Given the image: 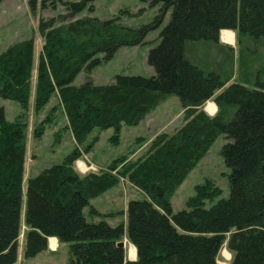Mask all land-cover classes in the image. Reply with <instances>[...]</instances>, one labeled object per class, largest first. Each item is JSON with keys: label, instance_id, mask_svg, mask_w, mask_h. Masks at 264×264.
<instances>
[{"label": "trees", "instance_id": "trees-1", "mask_svg": "<svg viewBox=\"0 0 264 264\" xmlns=\"http://www.w3.org/2000/svg\"><path fill=\"white\" fill-rule=\"evenodd\" d=\"M95 1H64L65 15L41 18L29 37L0 51V98L23 110L32 104L36 114L54 100L76 143L61 163L24 180L27 112L8 121L0 107V264L18 262L21 235L26 259L55 238L68 244L67 264H218L223 247L230 264H264V0H140L157 15L138 27L118 17H78ZM156 31L147 56L153 76L92 83L93 69L121 48L150 43ZM224 31L235 35L234 48L220 42ZM81 72L85 80L76 85ZM169 97L183 109L177 129L157 135L135 161L80 173L76 162L90 145L78 147L94 130L111 129L116 140ZM210 101L213 116L204 111ZM46 122L33 128L34 139ZM220 136L227 195L208 179L173 212L174 193ZM118 162V175L144 198L129 201L124 221L110 226L90 202L117 184L110 170ZM124 238L134 261L117 246Z\"/></svg>", "mask_w": 264, "mask_h": 264}, {"label": "rangeland", "instance_id": "rangeland-1", "mask_svg": "<svg viewBox=\"0 0 264 264\" xmlns=\"http://www.w3.org/2000/svg\"><path fill=\"white\" fill-rule=\"evenodd\" d=\"M31 1L32 4L30 3ZM64 1L66 0H5L0 3V51L17 40L29 37L36 29L41 18L47 20L65 15L66 10L62 4ZM87 15L100 20L118 17L122 24L138 27L151 22L157 15V8L151 9L140 0H96L93 3L92 12L85 10L78 17ZM166 23L167 21L163 25ZM157 34L158 31L150 33L146 38V41L150 43L144 46L119 49L111 60L100 64L92 70L89 74L92 83L96 85L108 84L113 82L116 75L153 76L154 70L147 64V56L149 50L157 44L154 41ZM232 35L234 42L232 44L223 42L221 34L219 40L221 43L228 44L234 48L235 35ZM37 45L39 49V40H37ZM85 77L86 74L84 72L79 73L74 80V84L82 83ZM209 104L213 105L214 113L206 111ZM0 107L5 109L8 121L16 120L21 114L27 112L26 118L29 127L27 131V164L24 180L28 176L36 175L44 168L61 163L63 158L76 148V143L67 128L65 115L54 100L42 112L37 114L33 111L32 104L26 110H23L18 103L2 98H0ZM204 110L209 116H213L217 112L216 106L211 101L206 103ZM48 116H50L49 119ZM182 119L183 109L179 99L177 97H169L140 125L123 127L116 140H112L113 131L111 129L104 131L94 130L84 144L78 147L83 151L85 147L90 145V149L83 153L82 160H79V162L85 164L87 171H109L108 167L114 160L122 158L123 163L135 161L146 153L157 135L172 133L181 125ZM44 120H47L44 125V134L36 140L32 136V130ZM224 144V137L220 136L206 156L174 193L171 199L173 212L185 209L187 200L194 195V188L208 179L222 190L223 196L227 195V183L223 175V173H226V167L220 157V150ZM123 163L118 162L117 169L110 170L112 174L118 177L117 184L105 194L90 202L95 210L105 216L103 219L110 226H116L124 221V217L120 213L125 210L129 201L144 198L139 190L134 188L125 178L118 175V170L122 168ZM80 173L83 174V172ZM224 186L226 187L224 188ZM87 213L88 210L86 209L85 214ZM87 219L90 221V217H87ZM101 219L102 217L99 216L94 218L93 221L97 222ZM23 231L24 226H22ZM19 242L18 262L16 264H67L68 262L69 253L68 244L66 243H56L54 251L47 250L34 258L26 259L23 256L22 235ZM122 242L124 243L127 260L134 261L135 258L131 259L133 258L131 255L132 245L126 238ZM225 254L229 253L223 247L220 251L218 264H230L231 255L229 254V258L226 259Z\"/></svg>", "mask_w": 264, "mask_h": 264}, {"label": "bare ground", "instance_id": "bare-ground-1", "mask_svg": "<svg viewBox=\"0 0 264 264\" xmlns=\"http://www.w3.org/2000/svg\"><path fill=\"white\" fill-rule=\"evenodd\" d=\"M233 33H231V32H221V38H222V40H223V42H226V43H229V44H232V42H233V35H232ZM234 43V42H233ZM211 110H210V109ZM214 107H213V105H211V104H209V106L207 107V109H206V111H209V112H211V113H214ZM50 242H53V241H50ZM134 250H133V248L131 247V255H132V257L134 258ZM225 258L226 259H228L229 258V254H225ZM220 264H223V263H220Z\"/></svg>", "mask_w": 264, "mask_h": 264}, {"label": "crops", "instance_id": "crops-1", "mask_svg": "<svg viewBox=\"0 0 264 264\" xmlns=\"http://www.w3.org/2000/svg\"><path fill=\"white\" fill-rule=\"evenodd\" d=\"M221 34V33H220ZM228 45V44H227ZM209 115V114H208ZM50 241H53V242H50ZM56 243H57V240L55 238H49L48 239V250H50L51 252L55 250V247H56ZM133 247V246H131ZM134 248V247H133ZM134 251H135V248H134ZM135 254V259H136V251L134 252ZM130 255V254H129ZM134 258H131V259H134ZM134 259V260H135ZM130 261H133V260H130Z\"/></svg>", "mask_w": 264, "mask_h": 264}, {"label": "built area", "instance_id": "built-area-1", "mask_svg": "<svg viewBox=\"0 0 264 264\" xmlns=\"http://www.w3.org/2000/svg\"><path fill=\"white\" fill-rule=\"evenodd\" d=\"M76 163H77V168H78V170L80 172H83L84 173L85 171H87V168H86V166H85L84 163L79 162V161H77Z\"/></svg>", "mask_w": 264, "mask_h": 264}, {"label": "water", "instance_id": "water-1", "mask_svg": "<svg viewBox=\"0 0 264 264\" xmlns=\"http://www.w3.org/2000/svg\"><path fill=\"white\" fill-rule=\"evenodd\" d=\"M205 111V110H204ZM206 112V111H205ZM117 246L118 247H120V248H124V243L123 242H119L118 244H117ZM130 261V260H129Z\"/></svg>", "mask_w": 264, "mask_h": 264}]
</instances>
